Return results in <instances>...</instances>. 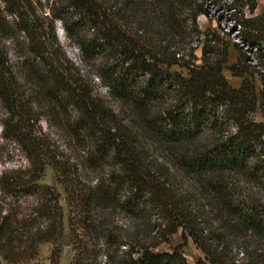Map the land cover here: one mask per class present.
I'll use <instances>...</instances> for the list:
<instances>
[{"label": "trees", "instance_id": "trees-1", "mask_svg": "<svg viewBox=\"0 0 264 264\" xmlns=\"http://www.w3.org/2000/svg\"><path fill=\"white\" fill-rule=\"evenodd\" d=\"M52 1L78 19L42 16V0H0V102L7 111L2 135L27 160L0 174V264L34 260L48 242L55 244L51 262L59 264L65 213L61 192L40 183L47 165L66 193L70 264H191L179 247L152 249L179 228L208 264H241L230 258L226 242L221 249L210 242L220 243L223 235L225 241L226 234L243 242L253 236V255L264 257V196L240 197L231 188V176L241 174L264 189V74L260 90L249 78L234 87L223 73L229 56L225 42L218 46L207 37L201 63L192 46L202 34L199 15L211 13L204 3L214 7L223 0ZM229 1L226 10L241 41L264 52V11L244 14L245 9L254 14L258 0ZM56 19L116 104L68 59ZM9 41L20 49L18 67ZM247 72L243 68L238 75ZM258 107L260 121L253 117ZM44 116L67 132L76 155L43 130ZM153 147L209 186L220 222L215 231L204 235L187 198L166 187L164 163L150 158ZM150 210L168 221L164 233L148 220L151 232L160 230L161 241L129 240L115 225L116 213L142 218Z\"/></svg>", "mask_w": 264, "mask_h": 264}, {"label": "rangeland", "instance_id": "rangeland-1", "mask_svg": "<svg viewBox=\"0 0 264 264\" xmlns=\"http://www.w3.org/2000/svg\"><path fill=\"white\" fill-rule=\"evenodd\" d=\"M42 1L44 4V13H41L42 16L48 15L49 18H54L64 15L71 19V21L78 19V17L71 13L69 15L65 14L63 8L59 4H55L52 0L49 2L46 0ZM229 3V0H223L220 1V4H217L214 7L210 4V1L204 3V7H211V13L209 15L201 14L198 17V24L202 34L199 37L196 36L192 43V46L197 47L196 54L198 56V63H201L202 47L207 42V37L210 39H216L219 42L217 43L218 46H222L225 42V44L228 45L229 56L227 64L223 67V73L228 82L234 87H239L243 83L244 79L249 78L256 85L257 89L260 90L263 86L262 78L264 74V52L256 53L254 62L245 60L243 55L244 50L240 49L242 43L239 37V26L234 25V21L231 20L229 14L230 11L226 10V6H228ZM219 5H222L223 9L218 10ZM263 11L264 0H258V8L255 13L252 14L248 9H245L244 14L246 17H251L256 14H261ZM54 27L60 46L66 53L68 59H70V61L73 62L83 74H86L88 78L94 79L96 91L107 97V87H105L104 84L96 77L95 67L92 66L90 62L84 61L81 58L80 51L74 39H71L68 36L60 19H56L54 21ZM213 43L214 42H212V44ZM7 45L11 61L16 67H18L17 63L21 58L20 49L15 46L12 41L7 42ZM234 66H237L236 70L233 69ZM243 68H245L248 72L243 75H238V72H240ZM173 69L182 70L177 66ZM107 98L111 101V103L116 104L110 97ZM6 115L7 111L0 102V174L6 169L24 166L27 163L25 154L19 146L15 142L5 139L2 135V122ZM253 117L259 121L263 120V113L259 107L253 114ZM51 120L52 119H48L47 116H44L41 119L40 124L43 130L50 133V136L58 145H60L62 150H65L66 153H69L70 155H76L78 150L75 147L74 141L70 139L67 132L64 131L59 124L54 123ZM151 150V160H153L154 163H164L165 173L163 174V178L167 179L166 187L170 188L178 195L187 198V205L190 206L189 208L193 212L200 215V220L202 222L201 226L204 227L203 234L209 235L210 232L215 231V229L220 226V222L217 220L215 201L209 186L202 184L191 175H188L186 172L176 167V165H174L170 160V157H168L162 149L153 147ZM155 167L157 166L155 165ZM87 176L90 178L93 177L92 173H87ZM231 177V188L234 189L238 196H246L247 198H261L264 196V189L257 183L248 181V179L241 174H235ZM40 183L50 184L61 192L60 202L64 207L65 230L59 241V264H70L74 255L72 245L62 244V238L64 236H68L71 241L68 224L69 206L66 200L64 187L58 182L57 173L51 165L46 166L45 173L40 179ZM151 211L152 210L148 213V217L144 216L142 218L130 217L124 213H116L114 217L115 225L129 240H134L136 237H140V239L147 244L161 241L164 237L162 234L158 236L160 230L156 227L154 231L151 232V226L148 225V220H150L152 224H156V226L161 225L162 228H165L166 230L164 233H167L169 230L167 224L168 221L163 217L161 212ZM210 242H212L214 246L220 244L219 249H221V246H224V242H226L229 250H231L230 258H235L238 262H241V264H255L257 261H261V259L264 263L263 256L256 257V255H253L256 245V240L253 236H249L246 241L243 242L239 239H235L233 235L226 234L225 241L223 235V240L220 243L216 240H210ZM54 247L55 244L52 242L41 244L38 257L23 264H53L51 262V253ZM175 247H179L180 250L183 251L191 264H199L198 262L200 260L208 264L203 251L197 247L192 238L184 235L181 228L178 229L177 233L168 236L167 241L161 242L158 247H154L152 249L157 251H171ZM242 252H245L247 255L243 256ZM3 264L8 263L3 262Z\"/></svg>", "mask_w": 264, "mask_h": 264}, {"label": "built area", "instance_id": "built-area-1", "mask_svg": "<svg viewBox=\"0 0 264 264\" xmlns=\"http://www.w3.org/2000/svg\"><path fill=\"white\" fill-rule=\"evenodd\" d=\"M241 40V39H240ZM242 46L241 48L244 50V52L247 54L248 56V60L250 62H254L255 61V54L256 53H259V50H258V46L257 45H249L248 43H244L242 42Z\"/></svg>", "mask_w": 264, "mask_h": 264}, {"label": "water", "instance_id": "water-1", "mask_svg": "<svg viewBox=\"0 0 264 264\" xmlns=\"http://www.w3.org/2000/svg\"><path fill=\"white\" fill-rule=\"evenodd\" d=\"M62 244H64V245H71L70 238L68 236H64L62 238Z\"/></svg>", "mask_w": 264, "mask_h": 264}]
</instances>
